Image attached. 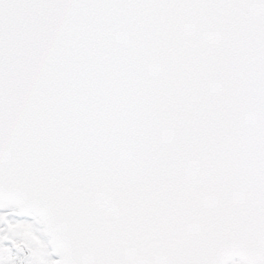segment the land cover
<instances>
[{"label":"snow or ice","instance_id":"snow-or-ice-1","mask_svg":"<svg viewBox=\"0 0 264 264\" xmlns=\"http://www.w3.org/2000/svg\"><path fill=\"white\" fill-rule=\"evenodd\" d=\"M0 264H264V0H0Z\"/></svg>","mask_w":264,"mask_h":264}]
</instances>
